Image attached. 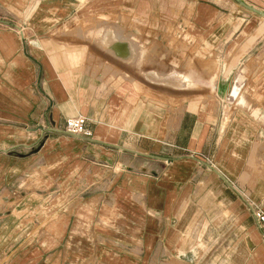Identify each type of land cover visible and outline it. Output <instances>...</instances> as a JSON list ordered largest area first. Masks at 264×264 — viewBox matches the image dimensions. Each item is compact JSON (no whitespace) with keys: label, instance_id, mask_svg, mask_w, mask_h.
Instances as JSON below:
<instances>
[{"label":"crops","instance_id":"crops-1","mask_svg":"<svg viewBox=\"0 0 264 264\" xmlns=\"http://www.w3.org/2000/svg\"><path fill=\"white\" fill-rule=\"evenodd\" d=\"M187 52L195 61L177 60ZM134 55L164 91L137 80ZM185 80L224 82L248 106L219 121L184 102ZM79 116L87 140L66 132ZM253 206L264 209V0H0V264H145L163 245L183 262L178 247L210 215L224 228ZM252 218L223 234V264H264Z\"/></svg>","mask_w":264,"mask_h":264},{"label":"rangeland","instance_id":"rangeland-1","mask_svg":"<svg viewBox=\"0 0 264 264\" xmlns=\"http://www.w3.org/2000/svg\"><path fill=\"white\" fill-rule=\"evenodd\" d=\"M196 53L191 54L190 52H187L185 54H182L180 57L177 58V60L181 61H195ZM198 55L201 57V53H198ZM97 64H104L109 65L113 67L116 71L121 69L122 65L117 62L115 57L111 56H103L96 59ZM166 56L163 58L162 56V62H165ZM128 64L136 67V73L135 76L137 77V80L139 81H149L153 84L152 89L154 91H164V84L163 79L160 81L161 78H155L154 75H156V71L149 70L150 68L153 69L154 62L152 59L145 60L143 56H136L134 55L128 60ZM103 66V65H101ZM151 71V72H150ZM124 73L123 71H119V74ZM152 74V75H151ZM187 81V80H185ZM188 83V84H187ZM185 85V91H184V102L186 103H196L200 102L201 104H209L210 113L212 115L217 114L216 118L221 120V118H227V115L229 114V108L235 107V108H242L247 107L248 103L247 100L245 101L243 98L238 97L236 93H234V98L230 99L226 97V92L231 89L230 85L225 84L224 82H218L217 84H208L206 82H191L187 81ZM156 84V85H155ZM234 89H237V86ZM217 94V97L214 99H210L209 97H214V95ZM236 95V96H235ZM215 120V116L213 117ZM203 171L205 172V175L201 177L199 188H206V192H208V189H212L213 186H209V182L212 180H209V178L213 179L215 177L213 164L209 162L208 160H205V164L203 167ZM206 177V179H204ZM204 202V200H202ZM207 205L208 203H211L209 200H206ZM210 209V208H208ZM210 213V211L208 210ZM226 212V211H225ZM234 213L232 211L231 213H227L225 215L224 224L229 227L227 230L226 226L223 228L218 226L220 222L215 221V215L210 218L207 222V226H204L202 228L194 229L191 233L190 239L188 243L185 245H181L178 247V254L177 256L180 257V259H183V262L175 259L177 257H174L173 260V248L172 245H163L161 248H153L150 250L149 253H147L146 256V262L145 264H223L225 260H227V257H223V252L225 248H229L230 242L223 241L224 235L231 233L233 234L232 237L235 235V230L239 228L241 229V232H243L245 229L243 226V223L249 222L252 220V214H249L248 211H245L244 213H240L238 219L235 221V223H232L231 215ZM228 218V219H227ZM231 222V223H230ZM203 225V224H202ZM246 227V226H245ZM247 228V227H246ZM254 227L247 228L246 231H252ZM227 230V232H226ZM206 231V232H204ZM224 234V235H223ZM231 239V245L233 244V240ZM226 242V243H225ZM180 254V256H179ZM221 255V257H220ZM222 258V259H221Z\"/></svg>","mask_w":264,"mask_h":264},{"label":"built area","instance_id":"built-area-1","mask_svg":"<svg viewBox=\"0 0 264 264\" xmlns=\"http://www.w3.org/2000/svg\"><path fill=\"white\" fill-rule=\"evenodd\" d=\"M66 132L86 140L92 136L90 129L87 127V121L82 116L69 118L66 121ZM251 210L252 216L254 217L258 228H260L264 233V209L260 206H253Z\"/></svg>","mask_w":264,"mask_h":264},{"label":"bare ground","instance_id":"bare-ground-1","mask_svg":"<svg viewBox=\"0 0 264 264\" xmlns=\"http://www.w3.org/2000/svg\"><path fill=\"white\" fill-rule=\"evenodd\" d=\"M122 46H118L119 49H121ZM122 49L119 51L121 53ZM182 77V76H181Z\"/></svg>","mask_w":264,"mask_h":264}]
</instances>
